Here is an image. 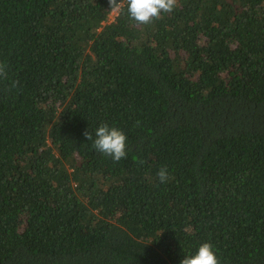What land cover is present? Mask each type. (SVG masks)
I'll return each instance as SVG.
<instances>
[{
	"label": "trees",
	"instance_id": "trees-1",
	"mask_svg": "<svg viewBox=\"0 0 264 264\" xmlns=\"http://www.w3.org/2000/svg\"><path fill=\"white\" fill-rule=\"evenodd\" d=\"M110 12L0 0V264H264V0Z\"/></svg>",
	"mask_w": 264,
	"mask_h": 264
},
{
	"label": "clouds",
	"instance_id": "clouds-1",
	"mask_svg": "<svg viewBox=\"0 0 264 264\" xmlns=\"http://www.w3.org/2000/svg\"><path fill=\"white\" fill-rule=\"evenodd\" d=\"M126 2L127 14L136 25H147L158 20L162 13H171L178 4V0H108L111 11L119 13ZM8 76L6 65L0 63V80ZM92 147L100 154L110 157L114 163H119L127 158V137L118 128L101 124L93 135L88 131L84 133ZM157 179L161 184L167 183L169 173L166 166L160 167ZM180 264H220L213 246L209 242L201 243L195 254L187 255Z\"/></svg>",
	"mask_w": 264,
	"mask_h": 264
},
{
	"label": "rangeland",
	"instance_id": "rangeland-1",
	"mask_svg": "<svg viewBox=\"0 0 264 264\" xmlns=\"http://www.w3.org/2000/svg\"><path fill=\"white\" fill-rule=\"evenodd\" d=\"M116 15H117V12L111 11L108 16V22H111L115 18Z\"/></svg>",
	"mask_w": 264,
	"mask_h": 264
}]
</instances>
